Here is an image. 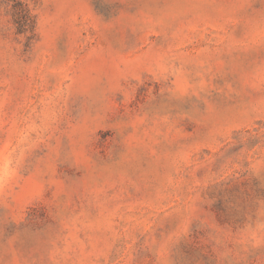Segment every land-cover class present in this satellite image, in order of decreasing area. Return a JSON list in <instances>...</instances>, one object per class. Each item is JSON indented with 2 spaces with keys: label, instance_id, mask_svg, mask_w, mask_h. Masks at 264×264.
<instances>
[{
  "label": "rangeland",
  "instance_id": "rangeland-1",
  "mask_svg": "<svg viewBox=\"0 0 264 264\" xmlns=\"http://www.w3.org/2000/svg\"><path fill=\"white\" fill-rule=\"evenodd\" d=\"M0 264H264V0H0Z\"/></svg>",
  "mask_w": 264,
  "mask_h": 264
},
{
  "label": "trees",
  "instance_id": "trees-1",
  "mask_svg": "<svg viewBox=\"0 0 264 264\" xmlns=\"http://www.w3.org/2000/svg\"><path fill=\"white\" fill-rule=\"evenodd\" d=\"M21 20H22V23H20V25H21V27L23 28L24 26H25V24H26V22H27V20H29L30 18H29V15L27 14V12H25V15L23 14L22 16H21Z\"/></svg>",
  "mask_w": 264,
  "mask_h": 264
}]
</instances>
